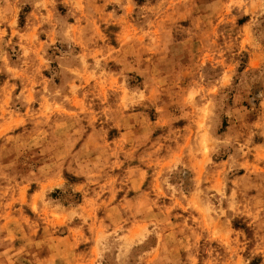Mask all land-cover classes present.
I'll return each mask as SVG.
<instances>
[{"label": "rangeland", "instance_id": "obj_1", "mask_svg": "<svg viewBox=\"0 0 264 264\" xmlns=\"http://www.w3.org/2000/svg\"><path fill=\"white\" fill-rule=\"evenodd\" d=\"M0 264H264V0H0Z\"/></svg>", "mask_w": 264, "mask_h": 264}]
</instances>
